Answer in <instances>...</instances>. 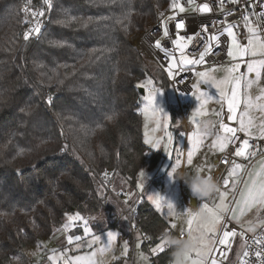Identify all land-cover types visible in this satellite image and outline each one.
<instances>
[{"label": "trees", "instance_id": "obj_1", "mask_svg": "<svg viewBox=\"0 0 264 264\" xmlns=\"http://www.w3.org/2000/svg\"><path fill=\"white\" fill-rule=\"evenodd\" d=\"M169 1L56 0L51 22L27 42L23 0H0V264L50 240L66 214L76 212L96 219L89 223L93 233L109 223L133 258L134 239L122 230L124 212L133 218V210L122 211L117 200L126 189L136 192L142 170L160 161L149 157L144 142L139 85L151 79L155 89L168 91L169 84L161 71L145 66L130 37ZM129 11L130 20L121 24ZM66 16L77 19L58 22ZM114 111L119 118L105 120ZM131 204L151 263H171L170 250L150 252L163 231L174 233L169 224L148 200ZM75 231L83 232L80 226Z\"/></svg>", "mask_w": 264, "mask_h": 264}, {"label": "snow or ice", "instance_id": "obj_2", "mask_svg": "<svg viewBox=\"0 0 264 264\" xmlns=\"http://www.w3.org/2000/svg\"><path fill=\"white\" fill-rule=\"evenodd\" d=\"M232 2H236V0H232ZM30 3V0H29ZM189 5L194 4V0H187ZM43 4L48 8L52 7V0H43ZM221 11H223V0H220ZM170 7L175 11L179 10V12H185V7L180 4L179 0H171ZM196 10L195 8L193 9ZM201 13H209L212 11V8L208 3H204L199 6L198 9ZM24 12L28 14L30 9L28 7L24 8ZM227 15H232L231 12H228ZM261 16H264V12L260 13ZM31 16L33 18L34 24L33 26L24 33V39L28 40L32 34H39L41 31V21L40 18L45 16V11L43 10H31ZM131 12L129 11L123 20L119 21L121 24L124 23V20H130ZM173 18V17H170ZM76 17H67L65 20L58 21L59 23L65 24L72 20H76ZM92 18H89L91 20ZM245 21V27L247 28L248 33L251 34L250 38L247 41L246 45H243L237 41V37L234 35L233 28L234 25L229 24L226 28L227 35L231 37V47L227 51V56L231 58L235 63L231 66H228L223 69L225 72V76L223 79L216 80L211 76L210 72H196V76L200 78L201 83L211 85L213 88L217 90L219 93V99L215 100L216 103L221 105V110L216 112L215 115L217 117L226 116L227 120L235 121L238 124V127H231L228 123H225L224 119H219L218 122L211 121H203L199 119V117H203L206 115V106L213 102V96L210 95L207 91H203L199 84L194 83L192 88L194 91L191 92V95L199 102L197 108L191 114V120L193 125L195 126V130L191 133L189 140L191 141L193 148L187 153V164L192 165L193 156L195 152L198 150L199 146L203 144L204 140L208 136H213L214 140L211 145L212 148H218L221 152L230 144L234 142V138L237 137V133H244L247 137L257 136L260 139H264V118L261 119L260 123H256V119L253 115V110H258L262 114H264V88H260V95L255 98V100L251 97L248 92H245V106L244 110L238 116V109L241 104V85H243L245 89H251L253 85L259 84L261 79V73L264 72V58L259 60L251 59L247 62V68L245 73L240 72L241 63L245 56L250 57H264V40H261L257 35V29L251 26V21L248 15L243 17ZM177 29H184L185 25L183 22H180L176 25ZM204 30L207 31V25H204ZM223 34V33H221ZM164 35L167 36V27L165 26ZM192 37L185 36H177L173 39L172 43L175 46L176 50L180 53L179 58L175 55H170L167 50L161 47V42L157 40L155 42L156 48L165 52V55L169 58V65L166 68L167 75L175 79V74L173 69L179 71L181 69H186L188 66H196L205 63V56L211 50L210 48L206 49L204 53H202L199 59L189 58L184 54L185 52V44L181 43V41H189ZM213 39L219 44V36H214ZM56 46H64L62 42H55ZM216 69H212L211 72H214ZM255 73L254 79H248V75ZM153 85V81L151 79L147 80L145 83L139 85L141 89L148 87V95L145 97L148 104L144 109L145 115L149 110L152 111L153 114L164 113L163 109L157 105V96L162 94V91L159 89H153L149 87ZM231 89V91H227V89ZM49 103H52L51 97L48 100ZM226 106L227 113L223 112V108ZM166 116V113H165ZM157 129L160 128V120H156ZM147 128V124L145 125ZM164 127L167 128V122L165 121ZM147 137V132L145 133ZM167 137V144L171 145L173 143V136L171 132L165 133ZM180 135L184 136L185 133L183 131L180 132ZM145 144H151L154 148L160 147V140H153L150 138L145 139ZM67 147L66 145L64 146ZM250 147L249 139H243L241 147L235 149L236 157H243L247 159L249 156L255 155L252 152H246V150ZM180 161L177 160V166L180 165ZM222 163L228 164L231 163L232 167L228 173L227 178L223 180V190L220 188L218 190V199L219 203H216L214 200L212 202V206L210 207L208 203H203V206L197 212L188 211L186 213H177L175 211V206L169 201H166L164 197L160 195H156L152 197V203L157 208L158 211H162V202L167 205V215L169 216H180L184 214L187 216V236L190 237L193 241L196 242L197 247L193 254L189 258L191 264H218L216 259H210L211 253L213 251H217L215 248L216 244L228 245L230 247V237H235L237 234L232 230H225L222 232V238H218L220 233V226L225 223V216L231 212V217L238 223H241L243 226L247 224V231L255 232L256 225H254L251 221H246L245 216L248 212L255 209L257 213L264 211V159L259 161V167L253 168V170L247 173L248 180L244 183L243 190L239 191V200L235 202V207L231 208L226 200L229 198V186L231 183V191L236 192L239 181L234 179V174L241 171L243 169V165L236 163L234 160L229 161L225 158ZM199 172L203 169L197 168ZM172 172L176 171V168H172ZM107 172H105V176L107 177ZM144 172L140 173V176L143 177ZM209 177H211L209 175ZM205 215L208 216V221L203 222L201 217ZM68 223L63 225V230L68 231L71 229L73 224L76 221H80L85 225V231L90 232V229L87 227L88 220L84 219V217L76 212L75 214H66ZM257 223L260 228L264 229V217L257 216ZM193 224H195V228H193ZM172 229L176 228V224L172 223L170 225ZM181 236H184L185 233L182 231L180 233ZM118 233L108 232L107 233V244L104 248L98 249L97 251L101 256L107 254L111 250V245L114 241H116ZM150 238V237H145ZM81 236H67V243L72 245L74 241H80ZM100 237L94 236L91 242H88L86 246L88 248L92 247V244L99 243ZM255 244L257 249L254 252L255 257L259 261V264H264V236L256 237ZM76 247H81V245L77 244ZM139 247V245H137ZM128 250V242H124V251ZM97 251L90 252L86 255H78L74 257H68L65 261V264H97L95 257L97 256ZM153 253L164 252L165 246L162 238H160L159 242L155 247L151 249ZM221 256L226 259L228 252L227 249H220ZM249 251H243V256L248 257ZM65 255L64 252L60 253V258H63ZM141 257L143 259H147V257L143 256L141 253ZM50 260L53 262L57 259V257L50 256ZM243 264H248V261L245 260Z\"/></svg>", "mask_w": 264, "mask_h": 264}, {"label": "built area", "instance_id": "obj_3", "mask_svg": "<svg viewBox=\"0 0 264 264\" xmlns=\"http://www.w3.org/2000/svg\"><path fill=\"white\" fill-rule=\"evenodd\" d=\"M56 0H52V7L48 8L43 4V0H23L22 3V16L24 19V33L27 32L34 24L31 16V10H43L45 16L40 18L41 31L37 34H32L27 42L33 41L41 36L46 26L51 22L53 8ZM186 11L179 12V10H173L170 7L171 0L164 6L157 8L155 15L152 19V23L145 30L139 33H135L130 37V42L133 47L139 52L144 59L145 66L149 70L157 69L165 76L169 89L172 91L176 98L177 115L181 119L184 126L189 124V105L187 99L191 97V92L194 91L192 85L194 84L196 72L207 71L211 69L222 68L231 66L235 61L231 60L227 56V51L231 47V38L225 31L229 24L234 25L233 32L236 35L238 42L246 45L251 34L248 33L245 27V21L243 17L248 15L251 21V26L257 29V33L261 40H264V16L260 13L264 12V0H223V11H221L220 0H194V4L189 5L187 0H179ZM204 3H208L212 8L209 13H201L198 9ZM28 7L30 12L26 14L24 8ZM196 9L195 11L193 9ZM231 12L232 15H227ZM173 17V18H170ZM183 22L184 29H177L176 25ZM204 25H207V31L204 30ZM165 26L167 27L168 35H164ZM223 33V34H221ZM177 36L192 37L189 41H181L185 44L184 54L189 58L199 59L200 55L210 48L211 50L205 56V63L196 66H188L186 69L179 71L173 69L175 79L170 78L167 75L166 68L169 65V58L165 55L164 51L156 48L155 42L159 40L161 47L170 55H175L179 58L180 53L176 50L172 41ZM214 36H219V44L213 39ZM264 58V57H259ZM251 60L249 56L240 61L243 63L241 66V73L246 72L247 62ZM262 78L264 83V72H262ZM226 113V112H225ZM225 119L226 116H224ZM234 127L237 125L233 124ZM249 139L250 147L246 152L255 153V155L249 156L247 159L243 157L235 156V149L241 147L242 140ZM264 155V139H253L244 135V133H237V137L234 138V142L230 144L228 150L222 155L219 160V169L214 179H218L221 182L220 188L223 189V180L227 178L229 171L231 170V163L225 164L222 161L227 158L229 161H235L242 164L245 172L249 170L251 165L260 157ZM243 171V176L245 174ZM107 176L111 175V172H107ZM133 222L137 217V212L134 209L132 211ZM88 220V219H87ZM225 223H223L218 238H222V232L225 230H232L236 232L235 237H230V247L228 245L216 244L217 251H213L210 259H216L219 264H243L245 260L248 264H259V261L254 255L257 246L255 244L256 237L264 236V229L258 228L255 232H248L238 226L231 220L230 214L225 217ZM135 226V224H134ZM239 242V244H238ZM220 249H227L228 255L224 259L221 256ZM248 250L249 256L244 257L243 251ZM164 252H168L165 248ZM159 255V254H158ZM234 255V260L230 261V258ZM157 256V254H156Z\"/></svg>", "mask_w": 264, "mask_h": 264}, {"label": "rangeland", "instance_id": "obj_4", "mask_svg": "<svg viewBox=\"0 0 264 264\" xmlns=\"http://www.w3.org/2000/svg\"><path fill=\"white\" fill-rule=\"evenodd\" d=\"M151 23H152V20L149 21L148 26H150ZM246 57L247 56H245L244 58ZM259 57L260 56L250 57V58L259 60L261 59ZM242 64L243 63H241V66ZM223 69L224 68L222 67V68H217L214 72H211V70L203 71V72H206V73L210 72L212 77H214L216 80H220V79H223L225 76V72L223 71ZM251 77H255V73L248 75V79H250ZM261 77H262V73H261ZM194 82L196 84H199L201 89L204 86L205 88L202 90L207 91L210 95H212L213 100L214 98L217 97V95H219L217 90L213 88L211 85L201 83L199 77L195 76ZM258 85L261 86L260 84ZM149 87H152L153 89H155L153 85ZM143 89L145 90V94L142 96L141 112L143 114L144 139L150 138V139H153L154 141L157 139L160 140L161 143H160L159 148H154L151 144H146L150 150L149 157L154 156L155 158L157 155H159L160 161L157 167H152L151 169L147 168V169L142 170V172H144L145 175L141 177L139 174L138 182H137V191L133 192L129 189H126V192H124L123 194L124 196L121 197V201L120 199L116 198L118 199L117 203H119L123 207L124 210L122 209V211H125L127 209L134 210L135 208L131 207L130 205L128 206L127 203H130L131 201L132 204L135 203L137 207L138 205L142 203L143 199H146L157 210V208L152 203L151 198L155 197L156 195H160L164 197L166 201H169L172 204H174L175 211L177 213H186L188 211L197 212L203 206V203L200 201L201 199L198 198L200 201V205H199V208L195 210V206L192 201H193V198H196V197H194L193 195L192 196L190 195L187 189V185L182 180L179 179V174L184 171L191 172L193 169L202 167L203 170L201 171V174L211 176L210 172L213 166L212 152L214 151V148H212L211 145L213 143L214 137L208 136L205 138L203 144H201L198 150L195 152L193 156V163L191 166L187 164V161L183 162L184 157L187 155L186 153L192 150L193 145L190 142L188 151H187V148L186 149L184 148V140H185V136L187 132L184 131V129L182 128V125H181L182 121H180L179 117L175 114L176 106L174 107V97L172 95V92H170V89H168L169 91L161 90L162 94L157 96V105L163 109L164 113L153 114L152 111L149 110L146 116L144 109L148 104L147 100L145 99V97H147L148 95V87H145ZM227 91L230 92L231 89L229 88L227 89ZM240 91H241L240 108L244 109L245 92L247 91L248 94H251V92H250V89H247V90L245 89L243 82H242ZM186 101L189 105V110H190L189 113L192 114L195 108H197L199 102L195 100V107H193L194 109L192 110L190 107L191 100H189L188 98ZM214 104H212L211 107H208V109L206 110V113H207L206 115H204L203 117H199L201 120L207 119L208 121H211V122H218V117L215 116V114L210 113V111H208L212 107L216 106L218 103L215 102ZM219 108L221 109L220 106ZM165 113H166V116H165ZM173 114L175 115V122H173L172 120ZM156 120H160L161 126L159 129H157V125L155 122ZM189 120H190L189 124H191V126L194 128L193 130H195V126L192 123L191 117L189 118ZM165 121L167 122V128L164 127ZM146 124H147V128L145 127ZM181 131L185 133L184 136L180 135ZM146 132L148 134L147 137L145 135ZM166 132L172 133L173 143L171 145L167 144V137L165 135ZM262 159H264V155L258 158L251 165V167L249 168L247 172H245L246 168H244L243 170L245 172L244 176L242 174L239 177H236V178L234 177V179L239 181L237 190L236 192H232L231 185H230L229 186V198L226 200V203L231 208H234L235 202L239 200L238 193L239 191L243 190L244 183L247 182L248 180L247 173L253 170V168L259 167V161ZM177 160L181 162L179 166H177L176 164ZM174 167L176 168V171L172 172L171 170ZM182 190H184V192ZM118 195L121 196V194H118ZM214 200L216 201V203H219L218 193H215L211 197L207 198V200L204 203H208L209 206L211 207L212 202ZM123 203H125V205ZM161 207H162V211H158V210L157 211L162 216V218L165 221H167V223H169L170 225L172 223H175L176 228L173 230L177 231L179 234L183 231L185 233V236H187V230H188L187 223L178 222L177 217L167 215L168 209H167L166 203L162 202ZM255 212H256L255 209L248 212L245 216V220L249 221V216H251V214H254ZM124 214H125L127 223L125 222L123 223L122 230L124 232L130 231L134 239V242L132 244L133 246V258L132 259L128 258L129 249H130L129 244H128V250L127 252H125L124 242L126 240H123V238H120L119 236L120 233L117 230L109 229L108 228L109 223H105L102 230H99L98 232L93 233L91 231V224L89 223L91 222L92 224L95 223L96 219H91V221L88 222V225H87V227L90 229V232H86L84 230L85 225L82 222L76 221L70 230L64 231L62 228V230L55 233V235L50 240L42 239L36 244V246L28 247L24 249L18 255H16L9 264H65V261L68 259V257L86 255L90 252L97 251L98 249L104 248L105 245L107 244V233L108 232L118 233L117 239L116 241L113 242V244L111 245V250L107 252V254L101 256L99 252L97 251V256L95 257L97 264H114L117 260L123 259V258H125L123 259L125 260L124 264H152L151 257L148 254H146L142 249L143 240H141V235L135 229L134 224L131 225L133 223L131 222L133 218L131 217V215H129L130 214L129 212L125 211ZM229 214L231 217V212H229L226 216H228ZM180 216L187 217L184 214H181ZM204 218L206 222L209 219L207 215H205ZM231 220L237 225L241 226L242 229L247 231L246 224L242 226L241 223L236 222L235 220L232 219V217H231ZM65 223H68L67 218L65 219ZM77 226H80L82 228V231H83L82 234L75 231ZM193 228H195V224H193ZM105 229H108V230H105ZM61 232H63L61 235H63L64 232L67 233L65 238L69 235H73V236H81V240L74 241L72 245H69V244L65 246L58 245V243H55L53 239L56 238L55 236H59ZM94 236H99L100 241L99 243L92 244L91 248H88L86 244L88 242H91ZM77 244L81 245V247H76ZM137 245H139V247H137ZM61 252L65 253L63 258H60ZM150 252L152 256H156V254L158 255L162 253V252L153 253L151 249H150ZM141 253H143V256L147 257V259H143L141 257ZM54 255L57 257V259L53 262L52 260L49 259V257L54 256ZM193 258H195L194 253H193ZM190 264H191V261H190Z\"/></svg>", "mask_w": 264, "mask_h": 264}, {"label": "clouds", "instance_id": "obj_5", "mask_svg": "<svg viewBox=\"0 0 264 264\" xmlns=\"http://www.w3.org/2000/svg\"><path fill=\"white\" fill-rule=\"evenodd\" d=\"M117 111L105 114V120L112 121L119 118ZM182 180L190 189L192 195L199 199L209 198L220 189L221 182L218 179L202 175L197 169L191 172L184 171L179 174ZM198 213V211H197ZM187 217L177 216L178 222H186ZM203 222L204 217H201ZM161 238L166 249L170 250L171 264H190V257L194 253L197 244L188 236H181L170 231H163Z\"/></svg>", "mask_w": 264, "mask_h": 264}, {"label": "crops", "instance_id": "obj_6", "mask_svg": "<svg viewBox=\"0 0 264 264\" xmlns=\"http://www.w3.org/2000/svg\"><path fill=\"white\" fill-rule=\"evenodd\" d=\"M228 67V66H227ZM223 68H225V67H223ZM212 70V69H211ZM207 71H210V70H207ZM203 72V71H202ZM255 77H251L250 79H254ZM195 83V82H194ZM259 84L261 85V86H257V85H253V87L250 89V92H251V97L255 100V98L257 97V96H259L260 95V88H264V83H263V78L261 77V79H260V81H259ZM205 87L203 86L202 87V89H204ZM169 91V90H168ZM170 92H172L171 90H170ZM172 95H173V97H174V107H175V114L177 115V104H176V98H175V96H174V94L172 93ZM217 99H219V95H217V97L216 98H214V100H213V102H210L207 106H206V110L208 109V107H211V105L212 104H214L215 103V100H217ZM189 100H191V104H190V107H191V109L193 110L194 108L193 107H195V100L196 99H194V97L191 95V97L189 98ZM215 105V104H214ZM219 106L221 107V105L220 104H217L216 106H214V107H212L211 109H209L208 111H210V113H213V114H215L216 112H218V111H220L221 109L219 108ZM196 109V108H195ZM244 109H241V108H239L238 109V116L240 115V113L243 111ZM190 111V110H189ZM223 112L225 113H227V108H226V106L223 108ZM253 115H254V118L256 119V123L257 124H259L260 123V121H261V119L262 118H264V114H262L261 112H259L258 110H253ZM178 116V115H177ZM216 116V115H215ZM179 117V116H178ZM189 118L191 117V113H189V116H188ZM180 119V118H179ZM200 119V118H199ZM219 119H224V121H225V123H228L229 124V126H231V127H234L233 126V124L235 125H237V127H238V124L235 122V121H231V120H227V119H225L224 118V116H221V117H218V120ZM180 121H181V119H180ZM203 121H208L207 119H205V120H203ZM189 122H190V120H189ZM182 123V122H181ZM189 124V123H188ZM182 125V128L184 129V131H186L187 132V134H186V136H185V140H184V148L186 149L187 148V151H188V148H189V144H190V140H189V137H190V135H191V133L194 131L193 129V127L191 126V124H189L187 127L186 126H184V124L182 123L181 124ZM251 138H253V139H260V138H258L257 136H254V137H251ZM231 144V143H230ZM230 144L224 149V151L223 152H221L219 149H217V148H214V151L212 152V159H213V166H212V169H211V172H210V174H211V177H213V178H215V175L217 174V172H218V169H219V160H220V158L222 157V155L228 150V148H229V146H230ZM187 154V153H186ZM187 156V155H186ZM186 156L184 157V159H183V162H185V161H187V158H186ZM243 170H244V168L241 170V171H239V172H237V173H235L234 174V177L236 178V177H239L240 175H242V173H243ZM181 184H182V182H181ZM230 185H231V181H230ZM187 189H188V192L190 193V195L192 196V194H191V191H190V189L187 187ZM183 192H184V190H182ZM195 201H196V206H195V210H197L198 208H199V205H200V201L202 202V203H204L206 200H207V198H204V199H202V200H200L199 201V199L198 198H193ZM149 202V201H148ZM151 204V203H150ZM156 210V209H155ZM157 211V210H156ZM158 212V211H157ZM159 213V212H158ZM262 216V217H264V211H261V212H259V213H257V211L254 213V214H251V216H249V221H251L254 225H256V230L259 228V225H258V223H257V216ZM167 222V221H166ZM169 224V223H168ZM223 225V224H222ZM222 225L220 226V229H221V227H222ZM169 226H170V224H169ZM239 226V225H238ZM246 226L248 227V225L246 224ZM241 227V226H240ZM171 228V227H170ZM171 230H173V229H171ZM173 232L175 233V234H177V235H180L177 231H175V230H173ZM249 232V231H248ZM63 232H61L60 233V235L59 236H55L56 238L55 239H53V241H55V243H58V245H61V246H65V245H68V243H67V237L65 238V236L67 235V233L66 232H64V234L63 235H61ZM185 236V235H184ZM141 240H142V237H141ZM143 243V242H142ZM212 254V253H211Z\"/></svg>", "mask_w": 264, "mask_h": 264}, {"label": "water", "instance_id": "obj_7", "mask_svg": "<svg viewBox=\"0 0 264 264\" xmlns=\"http://www.w3.org/2000/svg\"><path fill=\"white\" fill-rule=\"evenodd\" d=\"M140 92H141L142 95L145 94V90L144 89H140ZM192 202H193L194 206H196V201L194 199H193Z\"/></svg>", "mask_w": 264, "mask_h": 264}]
</instances>
